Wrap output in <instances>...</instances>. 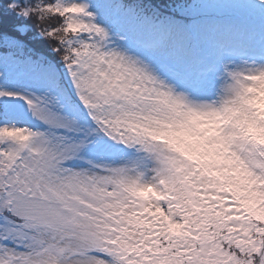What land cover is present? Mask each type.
<instances>
[{"label": "snow or ice", "instance_id": "snow-or-ice-1", "mask_svg": "<svg viewBox=\"0 0 264 264\" xmlns=\"http://www.w3.org/2000/svg\"><path fill=\"white\" fill-rule=\"evenodd\" d=\"M0 264H264V0H0Z\"/></svg>", "mask_w": 264, "mask_h": 264}]
</instances>
